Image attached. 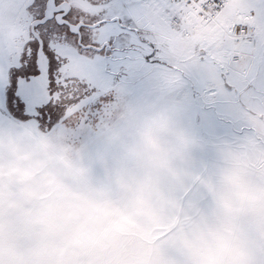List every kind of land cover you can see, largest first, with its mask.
<instances>
[{"label":"clouds","instance_id":"1","mask_svg":"<svg viewBox=\"0 0 264 264\" xmlns=\"http://www.w3.org/2000/svg\"><path fill=\"white\" fill-rule=\"evenodd\" d=\"M0 243L15 264H264V131L209 145L158 92L99 145L5 132Z\"/></svg>","mask_w":264,"mask_h":264},{"label":"snow or ice","instance_id":"2","mask_svg":"<svg viewBox=\"0 0 264 264\" xmlns=\"http://www.w3.org/2000/svg\"><path fill=\"white\" fill-rule=\"evenodd\" d=\"M177 83L210 142L242 91L264 112V0H0V135L95 141Z\"/></svg>","mask_w":264,"mask_h":264},{"label":"crops","instance_id":"3","mask_svg":"<svg viewBox=\"0 0 264 264\" xmlns=\"http://www.w3.org/2000/svg\"><path fill=\"white\" fill-rule=\"evenodd\" d=\"M237 2L239 3V2H241V0H237ZM177 80L178 81L180 80L179 76L177 77ZM163 92H165L167 94L168 98L172 102L178 104V107H179V110L181 112L182 119H183L184 123L196 134V136L199 137L202 141L205 140L206 138L209 140L207 134L198 125V123H194L190 119L189 105L185 99V93H184L183 87L179 83H177V84L170 86V87L166 86L164 88ZM241 93H243L244 101H245V106H244L245 118L250 117V118L256 119L259 122H261V124L264 126V112L260 111V109L258 107L260 100L251 91H242ZM232 117H233V115H232ZM225 124L230 129V131L226 136H223L221 140L231 139L232 135L235 136L232 139H235L237 137L238 133L234 128H232L233 122H232V120L229 119V117L225 116ZM18 131H20V130H18ZM238 135H240V133ZM204 136H206V137H204ZM100 139L103 141V138H100Z\"/></svg>","mask_w":264,"mask_h":264},{"label":"rangeland","instance_id":"4","mask_svg":"<svg viewBox=\"0 0 264 264\" xmlns=\"http://www.w3.org/2000/svg\"><path fill=\"white\" fill-rule=\"evenodd\" d=\"M244 106H245L244 95H243V93H240L238 96V99L235 103L234 108H232L231 110H229L226 113V117H229V119L232 120V122H233L232 128H234L238 134L240 133V135L237 134L236 138L245 137V136L253 137V138L258 137L261 134V132L264 131V129H263L264 126L261 124V122H259L256 119H253L250 117L245 118ZM232 115H233V117H232ZM20 131H21V137H27L28 136L27 134H23L22 130H20ZM58 137L63 138V137H69V136L66 135V136H58ZM204 137H206V136H204ZM234 137L235 136L232 135L231 139ZM203 141L209 145L217 142V141L210 142L207 138ZM88 142L95 144V145H99L103 141L101 139L100 140L98 139L95 141H88ZM0 252H2L3 254H5L8 257L10 264H15L11 244H9V246L7 248H5V246L2 243H0Z\"/></svg>","mask_w":264,"mask_h":264}]
</instances>
